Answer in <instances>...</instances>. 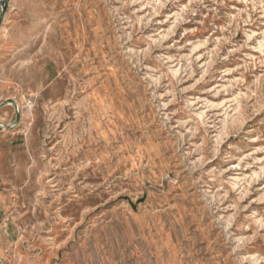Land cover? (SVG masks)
I'll return each instance as SVG.
<instances>
[{"label": "rangeland", "instance_id": "rangeland-1", "mask_svg": "<svg viewBox=\"0 0 264 264\" xmlns=\"http://www.w3.org/2000/svg\"><path fill=\"white\" fill-rule=\"evenodd\" d=\"M0 264H264V0H0Z\"/></svg>", "mask_w": 264, "mask_h": 264}]
</instances>
